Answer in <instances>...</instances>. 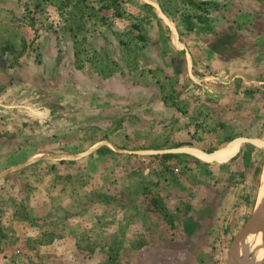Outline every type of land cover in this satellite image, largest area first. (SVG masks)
Returning a JSON list of instances; mask_svg holds the SVG:
<instances>
[{
	"label": "rangeland",
	"instance_id": "1",
	"mask_svg": "<svg viewBox=\"0 0 264 264\" xmlns=\"http://www.w3.org/2000/svg\"><path fill=\"white\" fill-rule=\"evenodd\" d=\"M263 177L264 0H0V264H232Z\"/></svg>",
	"mask_w": 264,
	"mask_h": 264
},
{
	"label": "bare ground",
	"instance_id": "2",
	"mask_svg": "<svg viewBox=\"0 0 264 264\" xmlns=\"http://www.w3.org/2000/svg\"><path fill=\"white\" fill-rule=\"evenodd\" d=\"M234 151H235V144L232 142L226 149H224L222 151H217L216 154H213V155H204V154H201L199 152H195L194 155L196 157H198L199 159H201L202 161H204V162L220 164V163H225L226 161H228L232 157ZM261 186L262 187L260 188V194H263L264 193V179L261 182ZM263 217H264V213L262 214V221H263ZM260 222H261V220L258 221V223L256 224V227H255V229H254L253 232L248 233V234H245L241 238V240L239 242V245H238V249H239V246L241 245V243L244 241L245 238L247 240L250 236L255 237L256 234L260 235L262 233H263V236H264V225H263V223H260ZM257 232H259V233H257ZM261 244L264 245V240L262 241Z\"/></svg>",
	"mask_w": 264,
	"mask_h": 264
},
{
	"label": "water",
	"instance_id": "3",
	"mask_svg": "<svg viewBox=\"0 0 264 264\" xmlns=\"http://www.w3.org/2000/svg\"><path fill=\"white\" fill-rule=\"evenodd\" d=\"M263 213H264V199L259 200V194H258L257 203H256V206L253 210L251 217L248 219L246 224L240 229V231L237 233L235 237L234 245H233L234 247L231 251V257H230V261L232 264H234V255L238 253V245H239L241 238L245 234H248L254 231L258 221L260 220L262 221ZM263 225H264V217H263Z\"/></svg>",
	"mask_w": 264,
	"mask_h": 264
},
{
	"label": "crops",
	"instance_id": "4",
	"mask_svg": "<svg viewBox=\"0 0 264 264\" xmlns=\"http://www.w3.org/2000/svg\"><path fill=\"white\" fill-rule=\"evenodd\" d=\"M232 142H233V141H232ZM232 142H231V143H232ZM231 143L227 144V145L224 146L223 148L218 149L217 151H222V150L226 149ZM233 143L235 144V151H234L232 157L236 155V153H237V151H238V149H239V148H238V143H237V142H233ZM217 151H214V152H211V153H208V154H207V153H204V152H200V151H195V152H199V153L204 154V155H213V154H216ZM195 152H194V153H195ZM232 157H231V158H232ZM197 158H198V157H197ZM231 158H230V159H231ZM198 159H199V158H198ZM200 160H201V159H200ZM226 162H227V161H226ZM220 164H221V163H220Z\"/></svg>",
	"mask_w": 264,
	"mask_h": 264
},
{
	"label": "trees",
	"instance_id": "5",
	"mask_svg": "<svg viewBox=\"0 0 264 264\" xmlns=\"http://www.w3.org/2000/svg\"><path fill=\"white\" fill-rule=\"evenodd\" d=\"M138 38H141V40H144V38L143 37H141L140 35H138ZM215 44L213 45L212 44V46L210 47L211 48V50L213 51V52H217L216 50L217 49H215ZM190 144L189 143H179V144H177L176 145V147H182V146H189ZM106 151H109L108 149H106ZM166 157H171L170 155H165ZM236 160V157H233L230 161H235ZM0 235H1V228H0Z\"/></svg>",
	"mask_w": 264,
	"mask_h": 264
}]
</instances>
